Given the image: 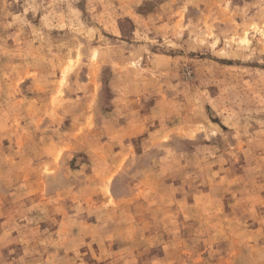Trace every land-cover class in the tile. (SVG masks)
Returning a JSON list of instances; mask_svg holds the SVG:
<instances>
[{"label":"rangeland","instance_id":"obj_1","mask_svg":"<svg viewBox=\"0 0 264 264\" xmlns=\"http://www.w3.org/2000/svg\"><path fill=\"white\" fill-rule=\"evenodd\" d=\"M0 264H264V0H0Z\"/></svg>","mask_w":264,"mask_h":264}]
</instances>
